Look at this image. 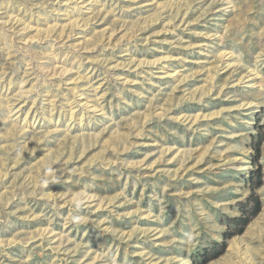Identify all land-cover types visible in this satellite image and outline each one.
Wrapping results in <instances>:
<instances>
[{"label":"rangeland","instance_id":"1","mask_svg":"<svg viewBox=\"0 0 264 264\" xmlns=\"http://www.w3.org/2000/svg\"><path fill=\"white\" fill-rule=\"evenodd\" d=\"M262 135L264 0H0V264H202L251 195L205 264H264Z\"/></svg>","mask_w":264,"mask_h":264},{"label":"trees","instance_id":"2","mask_svg":"<svg viewBox=\"0 0 264 264\" xmlns=\"http://www.w3.org/2000/svg\"><path fill=\"white\" fill-rule=\"evenodd\" d=\"M263 138H264V136L262 135L261 137H259L256 140L255 148L257 150H259L260 144H261ZM256 172H257L256 178L253 179V186H252L253 188L258 187L261 184L260 183L261 172H260V170H258ZM249 200H251V202H252L251 208H249V209L247 208V206L249 205L248 204L247 206H245L243 208L242 215L233 217L232 223L234 225V228L231 231H226L224 233V235H225L224 240L221 243H216V245H215V247L218 248L219 251L211 257H208V258L206 257L202 261V264H205L210 259L217 257L219 254H221L226 247L227 239L236 235V234H241L244 231V229L246 228V226L248 225V223L250 222V220L259 213V211L261 210V202L259 201V198L255 195H251L249 197Z\"/></svg>","mask_w":264,"mask_h":264},{"label":"bare ground","instance_id":"3","mask_svg":"<svg viewBox=\"0 0 264 264\" xmlns=\"http://www.w3.org/2000/svg\"><path fill=\"white\" fill-rule=\"evenodd\" d=\"M80 98V97H79ZM88 100V99H87ZM75 103V102H74ZM89 106V103L87 102V101H82V102H80V101H78V102H76V107L78 108V109H81L82 107H88Z\"/></svg>","mask_w":264,"mask_h":264}]
</instances>
